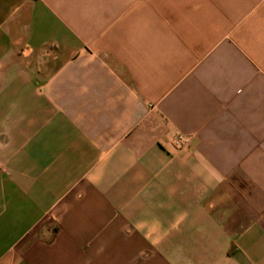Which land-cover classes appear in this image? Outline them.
Here are the masks:
<instances>
[{"label":"crops","instance_id":"1","mask_svg":"<svg viewBox=\"0 0 264 264\" xmlns=\"http://www.w3.org/2000/svg\"><path fill=\"white\" fill-rule=\"evenodd\" d=\"M0 264H264V0H0Z\"/></svg>","mask_w":264,"mask_h":264},{"label":"built area","instance_id":"2","mask_svg":"<svg viewBox=\"0 0 264 264\" xmlns=\"http://www.w3.org/2000/svg\"><path fill=\"white\" fill-rule=\"evenodd\" d=\"M173 144L177 149L187 148V146L189 145V138L182 135H178L174 138Z\"/></svg>","mask_w":264,"mask_h":264}]
</instances>
